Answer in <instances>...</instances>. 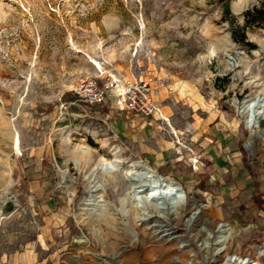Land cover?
<instances>
[{"label":"rangeland","instance_id":"1","mask_svg":"<svg viewBox=\"0 0 264 264\" xmlns=\"http://www.w3.org/2000/svg\"><path fill=\"white\" fill-rule=\"evenodd\" d=\"M263 5L0 0V264H264V212L252 198L264 202V22L244 27L243 16ZM100 73L157 85L151 101L178 161L157 168L100 107L78 101V83ZM137 161L182 193H148L140 169L132 185L124 173ZM163 203L169 221L155 213ZM148 211L169 239L136 220ZM223 226L246 243L238 255L219 252ZM160 249L164 263L147 254Z\"/></svg>","mask_w":264,"mask_h":264},{"label":"crops","instance_id":"2","mask_svg":"<svg viewBox=\"0 0 264 264\" xmlns=\"http://www.w3.org/2000/svg\"><path fill=\"white\" fill-rule=\"evenodd\" d=\"M150 88V95L161 91L156 84L150 85ZM154 104L160 109H165L161 107L159 97H156ZM98 107L102 110L101 117L116 135L129 148L148 159L157 168H163L178 161V158L174 156L176 150L174 141L169 137V131L160 120L158 112L150 117H143L123 110L114 95H110L106 102ZM172 132L175 133V130ZM176 169L175 165L171 171L174 172Z\"/></svg>","mask_w":264,"mask_h":264},{"label":"bare ground","instance_id":"3","mask_svg":"<svg viewBox=\"0 0 264 264\" xmlns=\"http://www.w3.org/2000/svg\"><path fill=\"white\" fill-rule=\"evenodd\" d=\"M250 0H241V3H245V4H249ZM240 11V10H239ZM255 100H253V102L250 101H246L243 103V110L247 109L248 107L251 106V104H254ZM262 113L258 112L259 117H261ZM247 127L251 130H253V128L256 129V126L254 124L248 123ZM258 138H261V135L258 134ZM252 145V139L249 138L248 143H247V147H251ZM99 165H103L105 164L104 160L99 161L98 163ZM140 169L142 174L145 175V178L147 179V183H151L152 186H150V184H144V186L146 187V191L148 193L151 194V192H154L156 190H161L162 192H169L171 194H173L174 196H176L178 194V192L182 193V190L180 189L179 185L176 184L173 181H168V180H164L163 178L159 179L153 170H151L146 164H144L141 161H137L135 162L133 165L128 166L127 169L125 170L124 173V177L127 178L128 175L130 174V177L128 178L130 180V182L132 183V185H135V180L133 179L134 175L131 173L133 170H137ZM142 187V186H141ZM175 210H178V206L174 207ZM170 211L168 210L167 206L163 203L161 205H157L155 207V213L157 214V218L158 219H165L166 221H169V214L173 213L174 210L173 208H170ZM136 215H138V211L135 210ZM196 215V213H194L192 215V217ZM143 216V215H142ZM154 213L151 211H148L147 215L144 216V219H139V216L136 217V220H138L142 225L146 226V227H150L151 222L149 221L150 217H153ZM191 217V218H192ZM93 223V222H92ZM154 224V223H153ZM168 225H162V222L159 221V226L156 225H151L150 227V231H151V235L153 239H164L167 238L169 239L173 234L169 233L167 230ZM234 229L232 227L229 226H223L221 228V236L219 237V241L217 243V246L219 248V252L222 254H229V253H234L236 255H238V251L242 248L243 245H245L246 243L242 242V240L239 239H231V235L234 234ZM196 238H198L199 240H203L205 243L208 242V238L204 237L202 235V231L199 230L196 234ZM157 241V240H156ZM160 247V246H159ZM184 250L187 249V247L185 246L183 248ZM205 253H207V248H204ZM157 252L158 255L161 258V263L164 261L165 256H164V251L162 249L160 250H149L147 252L148 256L151 257L153 255V253ZM147 256V255H146ZM131 259V258H130ZM176 260H178L181 264H193V261L188 259L187 261H185L184 259L181 258H174L171 259L168 263L166 264H172L174 263ZM121 262H124V264H133V262H129L127 263L124 259V255H122ZM255 261L257 264H263V262L261 261V257L259 258H255ZM118 262V261H117ZM164 263V262H163Z\"/></svg>","mask_w":264,"mask_h":264},{"label":"built area","instance_id":"4","mask_svg":"<svg viewBox=\"0 0 264 264\" xmlns=\"http://www.w3.org/2000/svg\"><path fill=\"white\" fill-rule=\"evenodd\" d=\"M103 75L100 73L99 77L104 79ZM150 92V84L146 80L133 79L129 83H121L111 78H105L100 83L84 79L73 90L80 103L91 107L103 105L110 95H114L121 109L143 117H150L157 113L152 104Z\"/></svg>","mask_w":264,"mask_h":264},{"label":"trees","instance_id":"5","mask_svg":"<svg viewBox=\"0 0 264 264\" xmlns=\"http://www.w3.org/2000/svg\"><path fill=\"white\" fill-rule=\"evenodd\" d=\"M244 16V27L255 22H264V5L262 10L254 9L252 11H246L243 13ZM253 200L257 207L264 212V202L260 199V195L254 194Z\"/></svg>","mask_w":264,"mask_h":264}]
</instances>
